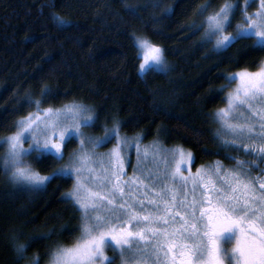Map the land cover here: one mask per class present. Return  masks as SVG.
<instances>
[{
  "label": "snow or ice",
  "instance_id": "snow-or-ice-1",
  "mask_svg": "<svg viewBox=\"0 0 264 264\" xmlns=\"http://www.w3.org/2000/svg\"><path fill=\"white\" fill-rule=\"evenodd\" d=\"M253 4L256 7L249 11ZM210 6L211 0H205L196 13L203 16L204 41L214 38V50H227L242 39L264 50V0H222L209 11ZM129 12L140 15L131 6ZM237 14L241 22L227 31ZM50 20L61 31L75 27L55 12ZM131 39L140 71L153 65L167 71L159 45L135 33ZM226 79L229 84L222 89L232 80L238 83L226 94V106L215 113L220 125L216 137L253 159L232 156L233 165L216 161L194 173L187 167L194 162L190 151L174 146L160 152L156 142L141 148V135H122V122L116 117L111 118V126L100 125L92 105L71 100L59 107H41L44 98L57 95L50 85L41 86V98H28V104H35L34 111L15 122V131L0 137V145H7L0 168L12 182L32 189L54 177L71 179L72 186L62 198L80 212V235L71 245L56 242L47 253L48 264H115L117 255L120 264H264V176L252 175L253 168L264 163V61L256 71L242 69ZM94 126H101L104 134L83 131ZM74 140L77 147L68 154L67 163L48 174L34 170L24 159L35 154L39 160H63L65 149ZM111 140L115 143L110 148L97 151ZM132 149L137 164L128 177L125 165ZM164 152L171 157L163 156ZM149 153L156 171L140 168ZM161 163L164 177L173 183L161 181ZM55 231L28 234L23 242L13 234L17 259H25L31 244L48 239ZM109 247L111 256L106 251ZM38 256L27 258V264H38Z\"/></svg>",
  "mask_w": 264,
  "mask_h": 264
},
{
  "label": "trees",
  "instance_id": "trees-1",
  "mask_svg": "<svg viewBox=\"0 0 264 264\" xmlns=\"http://www.w3.org/2000/svg\"><path fill=\"white\" fill-rule=\"evenodd\" d=\"M203 3L0 0V137L15 131V122L34 111L35 104L26 101L41 98V86L47 84L57 95L44 98L41 107H59L71 100L92 105L100 125L111 126V118L116 117L124 135H141L143 143L156 141L163 149L178 146L192 152L194 169L216 161L233 165L232 156L253 159L216 137L215 113L226 106V94L236 82L222 89L229 84L226 77L242 69L256 71L264 61V50L248 39L236 41L227 50H214V41L203 39V16L196 13ZM220 3L211 0L209 11ZM129 6L138 8L140 15H130ZM168 8L174 10L166 14ZM52 12L75 27L61 31L50 20ZM232 24L230 31L236 21ZM133 33L163 49L167 71L140 73ZM88 129L91 135L104 134L101 126ZM76 147L74 140L65 149L64 159L56 162L36 159L35 154L24 159L34 170L48 174ZM4 152L0 145V156ZM259 169L260 165L254 167L252 175ZM72 183L67 177H54L36 189L16 186L0 168V264H27L35 253L39 264H47V253L56 242H75L80 235V212L62 198ZM49 229L56 231L31 244L25 259H17L13 234L23 242L28 234Z\"/></svg>",
  "mask_w": 264,
  "mask_h": 264
},
{
  "label": "rangeland",
  "instance_id": "rangeland-1",
  "mask_svg": "<svg viewBox=\"0 0 264 264\" xmlns=\"http://www.w3.org/2000/svg\"><path fill=\"white\" fill-rule=\"evenodd\" d=\"M255 7H256V5L253 4L252 7L249 8L248 10H249V11H252ZM233 21H236V23L241 22L239 14L236 15V17H235V19H233ZM233 21H232V22H233ZM227 31L231 32V31L229 30V28L227 29ZM211 40L214 41V38L211 39ZM163 58H164V60H165V62H166V64H167V70H168V66H169V65H168V62H167V60L165 59L164 55H163ZM150 69H153V70L159 71V70H158V67L155 66V65L151 66L149 69H146L145 71H140V70H139V71H140V73H141L142 75H144V74L146 73V71H147V70H150ZM161 72H164V71H161ZM235 81H236V82L234 83V85L232 86V88H231L230 90H232V89H234V88L236 87L238 81H237V80H235ZM230 90H228V92H229ZM228 92H227V93H228ZM226 103H227V102H226ZM223 108H224V107H223ZM217 122H218V121H217ZM218 125H219V124H218ZM219 127H220V125H219ZM83 131H85L86 133L91 134V133L89 132V129H88V128L83 129ZM215 132L217 133V131H215ZM121 134H122V133H121ZM122 135H124V134H122ZM155 142H156V141H155ZM114 143H115V141H114V140H111V141H109V142L103 144L101 147H99V148L97 149V151H99V152H104V151H106L108 148H110V147L112 146V144H114ZM156 144H157L158 146L160 145L159 143H156ZM144 145H149V146L151 147V146L153 145V142H150V143H143L142 141H140V146H141V148H143ZM3 146H4V149L6 150L7 145H3ZM24 146H25V147L28 146V142H27V141H25ZM162 149H163V148L160 146V147H158L157 151L162 152ZM164 149H166V148H164ZM191 153H192V152H191ZM162 154H163V156H165V157H168V158L171 157V153H166V152H164V153H162ZM127 155H128V158H129V162L125 165V172L128 174V177H131V176L133 175V165H136V164H137V155H136V151H135V149H132L129 153H127ZM192 156H193V154H192ZM67 160H68V157L66 158V160L64 161L63 164L67 163ZM154 164H155V161H152V160H151V153H149V158L140 162V168H141V169L148 168V169H151V170H153V171H156V169L153 167ZM187 167L190 168V170H191L193 173H194V172L196 171V169H197V168H196V169L193 168V162H190V163L187 165ZM158 175L160 176L161 181L167 182V183H169V184L173 183V181H172L171 178H165V177H164V165H163L162 163H161V165H160ZM185 175H187V171H185ZM7 176H8V175H7ZM8 177H9V176H8ZM125 178H127V177H125ZM14 184H15V183H14ZM17 184H18V183H16L15 185L17 186ZM20 185H24V184H20ZM25 186H27V185H25ZM157 187H158V188L160 187V183L157 184ZM189 187H191V182H189ZM142 191H143V189H142ZM110 245H111V242H110ZM106 251H107V253H108L109 256L112 255L111 247H109L108 249H106ZM38 264H39V263H38ZM47 264H48V263H47ZM115 264H120V258H119L118 255H117V258H116Z\"/></svg>",
  "mask_w": 264,
  "mask_h": 264
},
{
  "label": "flooded vegetation",
  "instance_id": "flooded-vegetation-1",
  "mask_svg": "<svg viewBox=\"0 0 264 264\" xmlns=\"http://www.w3.org/2000/svg\"><path fill=\"white\" fill-rule=\"evenodd\" d=\"M264 168V163L260 164V169ZM260 169L258 171V174H261L262 176H264V172H260Z\"/></svg>",
  "mask_w": 264,
  "mask_h": 264
}]
</instances>
